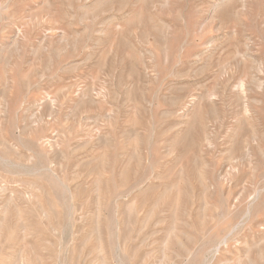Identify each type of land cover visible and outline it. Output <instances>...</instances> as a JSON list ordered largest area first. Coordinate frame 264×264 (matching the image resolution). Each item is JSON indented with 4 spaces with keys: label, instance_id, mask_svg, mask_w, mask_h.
I'll list each match as a JSON object with an SVG mask.
<instances>
[{
    "label": "rangeland",
    "instance_id": "obj_1",
    "mask_svg": "<svg viewBox=\"0 0 264 264\" xmlns=\"http://www.w3.org/2000/svg\"><path fill=\"white\" fill-rule=\"evenodd\" d=\"M0 264H264V0H0Z\"/></svg>",
    "mask_w": 264,
    "mask_h": 264
},
{
    "label": "bare ground",
    "instance_id": "obj_2",
    "mask_svg": "<svg viewBox=\"0 0 264 264\" xmlns=\"http://www.w3.org/2000/svg\"><path fill=\"white\" fill-rule=\"evenodd\" d=\"M207 46V45H206ZM209 47V46H208ZM213 95V94H212ZM211 96V95H210ZM208 98V97H207ZM210 99V98H209ZM193 100H195V99H193ZM244 105V104H243ZM246 106V105H245ZM245 109V108H244ZM254 138V137H253ZM207 142V141H206ZM209 142V141H208ZM209 145V144H208ZM210 146V145H209ZM172 235V234H171ZM224 243V242H223Z\"/></svg>",
    "mask_w": 264,
    "mask_h": 264
}]
</instances>
